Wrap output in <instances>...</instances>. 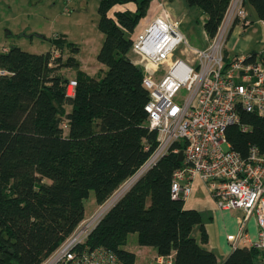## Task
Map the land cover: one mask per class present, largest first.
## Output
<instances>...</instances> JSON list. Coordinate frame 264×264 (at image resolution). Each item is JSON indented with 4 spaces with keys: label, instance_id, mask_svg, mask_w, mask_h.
Masks as SVG:
<instances>
[{
    "label": "trees",
    "instance_id": "obj_1",
    "mask_svg": "<svg viewBox=\"0 0 264 264\" xmlns=\"http://www.w3.org/2000/svg\"><path fill=\"white\" fill-rule=\"evenodd\" d=\"M130 2L135 10L117 9ZM186 2L205 12L204 29L212 36L230 0ZM151 3L99 1L98 27L105 37L97 59L107 67L102 76L84 74L75 57L63 58L71 43L58 35L44 53L19 46L0 52L5 71L0 75V264H44L89 217L85 202L91 193L98 207L107 203L157 146L145 109L150 92L144 70L131 57L133 33ZM247 4L264 19V0ZM65 68L75 69L76 76L68 78ZM72 80L76 85L69 94ZM240 114L249 128L227 129L232 149L243 157L252 146L264 153V115ZM181 164L170 152L145 171L78 250L105 248L122 264H139L136 254L124 249L129 235L137 234L140 246L156 250L157 257L173 256V264H220L206 246L202 213L172 198L173 175ZM228 243L233 252L222 264H264V248Z\"/></svg>",
    "mask_w": 264,
    "mask_h": 264
},
{
    "label": "built area",
    "instance_id": "obj_2",
    "mask_svg": "<svg viewBox=\"0 0 264 264\" xmlns=\"http://www.w3.org/2000/svg\"><path fill=\"white\" fill-rule=\"evenodd\" d=\"M246 0H230L214 35L205 30L208 44L192 45L175 22L166 2L159 3L158 15L147 20L134 39L137 63L143 67V83L150 92L145 106L149 128L157 132V146L141 166L130 187L162 157L183 151L181 166L175 170L171 195L187 201L197 182L206 185L217 207L225 211L242 210L238 232L228 235L234 248L248 242L264 248V153L252 146L247 157L232 149L227 129L242 124L241 110L264 115V49L244 55H230L227 43L236 28L252 24ZM264 26V19H260ZM179 45L186 58L174 57ZM164 68L165 74L156 79ZM5 71L0 69V75ZM76 81L69 85L74 94ZM188 92L182 103L179 91ZM179 143V145H175ZM130 179V180H132ZM121 191V189H120ZM115 194L98 207L44 264H122L111 250H78L109 210L124 195ZM254 216L259 226L256 241L248 239L246 224ZM87 250V251H86ZM158 264H173V256L157 257Z\"/></svg>",
    "mask_w": 264,
    "mask_h": 264
},
{
    "label": "rangeland",
    "instance_id": "obj_3",
    "mask_svg": "<svg viewBox=\"0 0 264 264\" xmlns=\"http://www.w3.org/2000/svg\"><path fill=\"white\" fill-rule=\"evenodd\" d=\"M99 1L0 0V52L11 46H19L28 52L44 53L54 48V39L58 35L71 43L70 46L65 47L63 58L75 57L81 64L80 70L86 75H104L107 67L97 59L105 37L98 27ZM182 1L184 3H182L183 6H180L181 21L174 18L167 3L170 15L179 24L180 30L185 33L192 45L205 47L208 44L204 30L207 15L201 8L189 6L185 3L186 0ZM156 7L158 9L156 3L152 2L147 17L150 16L153 9L156 11ZM246 8L253 22L246 29L239 27L232 33L227 43L230 55H244L264 49V26L253 6L247 4ZM67 9H69V12L66 11ZM152 19L153 17H148L143 20L133 33V37L136 38L141 33L145 21ZM183 49L184 45H179L174 52V57L186 58V55L181 53ZM131 57L136 61L140 58L134 51L131 52ZM62 72L68 78H73L77 74V71L71 68H65ZM163 74H165V70L161 68L155 78L160 79ZM187 94V90L182 88L178 93L177 101L182 103ZM134 180H129L126 184L131 185ZM199 183L202 184L200 189L196 183L197 190L195 189L194 194L186 201L185 205H187V209H196L202 213L203 223L210 241L207 248L216 253L217 249H221L222 242L221 226L218 221L211 219L214 217V207L217 206L207 191L206 185L202 182ZM128 185L126 188L122 187L121 191L124 190V193H126L129 190ZM121 191L119 190L116 194L121 193ZM94 203L95 197L92 192L85 202L87 215L91 213V206H94ZM193 235L200 242L199 228L194 230ZM141 248L145 247L139 245L138 235L130 234L124 249L136 253ZM145 249L147 253L140 256L138 261L142 264H149L152 262L150 254H154V251L151 248Z\"/></svg>",
    "mask_w": 264,
    "mask_h": 264
},
{
    "label": "crops",
    "instance_id": "obj_4",
    "mask_svg": "<svg viewBox=\"0 0 264 264\" xmlns=\"http://www.w3.org/2000/svg\"><path fill=\"white\" fill-rule=\"evenodd\" d=\"M152 2L153 3H156V6H158V4L160 2H166V3H168L169 4L168 6H169V8H170V10H171L174 18L181 21V14H182V12L180 10V6H183L182 3H184V1H182V0H174V1H169V0H154L153 1L152 0ZM185 3L188 4L187 2H185ZM117 7H118L117 9H122V10H124L126 8L131 9V10H135L136 9V5L134 3H132V2H130L128 4H125V5H118ZM158 12H159V7H158V9L156 7V11H154V9H153L150 12V16H148V17L155 18L158 15ZM148 14H149V11H148ZM146 17L144 18V20L148 18V17L147 18ZM6 49H8V48H6ZM3 51H6V50H3ZM227 52L229 53L228 48H227ZM136 63H137V61H136ZM197 184H198V187L200 189V187H201L202 184L199 183V182H197ZM196 185H195V189L197 190ZM195 189H194V191H195ZM199 192H201V191H199ZM193 194H194V192H193ZM185 204H186V202H185ZM91 207H92L91 213L89 215H87V213H86V217L87 216H90L91 214H93V212L96 211V209H97L98 206L96 205V203H94V206H91ZM185 207L187 208V205H185ZM214 208H215L214 209V217H212L211 219L212 220L215 219L216 221L219 222V224L221 226V239H222L221 249L220 250L217 249L216 255L218 257V261L220 262V264H222L232 254V252H233V249L231 248L230 244L227 241V236L228 235H235L238 232V221H239V218H241V217L244 216V212L242 210L225 211V210L219 209L218 207H214ZM246 231H247L248 239L251 242L257 240L258 233H259V226H258L257 221H256V218L254 216H252L247 221ZM246 244H251V243L243 242L242 241L241 244H240V247H244V246H246ZM206 246L208 247L209 244L206 245ZM145 248H147V247H145ZM145 248H141L136 253L134 252L136 254V256H137V262L139 264H142V263H140L138 261V258L140 256L145 255L147 253V251H146ZM152 251H154V254H150V256H152V262L149 263V264H154L155 263L154 261H155V259L158 256L156 250L152 249Z\"/></svg>",
    "mask_w": 264,
    "mask_h": 264
},
{
    "label": "water",
    "instance_id": "obj_5",
    "mask_svg": "<svg viewBox=\"0 0 264 264\" xmlns=\"http://www.w3.org/2000/svg\"><path fill=\"white\" fill-rule=\"evenodd\" d=\"M178 159L181 161L183 159V151H181L178 155Z\"/></svg>",
    "mask_w": 264,
    "mask_h": 264
}]
</instances>
